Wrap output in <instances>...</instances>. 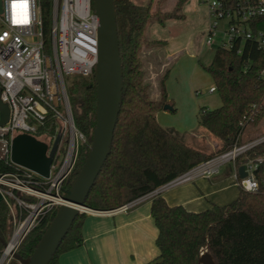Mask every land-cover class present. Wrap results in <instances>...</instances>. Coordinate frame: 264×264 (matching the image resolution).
<instances>
[{"label": "trees", "instance_id": "obj_1", "mask_svg": "<svg viewBox=\"0 0 264 264\" xmlns=\"http://www.w3.org/2000/svg\"><path fill=\"white\" fill-rule=\"evenodd\" d=\"M50 1L41 0L46 36ZM186 1L177 0L172 11L157 15L158 8L153 10V0L146 3L114 0L123 65V97L110 154L85 200L91 209H117L226 151L241 132L240 120L253 105H257L260 113L248 127L261 126L264 131V80L258 77L263 63L259 59L261 52L255 46H248L243 54L219 47L212 62L203 65L214 80L221 105L214 109L202 108L198 123L221 142L216 151L206 153L158 122L157 112L166 104L174 106L167 91L169 72L166 71L159 81L160 97L151 98L140 53L143 46L166 44L165 40L148 36L147 28L152 18L157 17L161 25L169 19L183 20ZM68 94L76 126L87 141L81 146L76 167L64 184V193L77 177L92 143L97 111L95 73L75 80ZM56 132L57 122L49 116L37 137L52 142ZM257 157H264V142L238 157L236 165L239 167ZM15 168L9 161L0 159V174ZM257 177L258 191L241 189L228 204L213 205L199 212L183 205H170L161 195L154 197L151 214L158 228L156 244L159 249L154 264H198L205 250L213 255L217 264H264V161L259 163ZM57 208L45 215L26 236L18 250L20 256H31ZM86 217L85 212L77 215L49 264H60V254L81 246ZM11 231L6 208L0 204V237L6 241ZM3 246L0 241V253ZM10 264L21 263L14 260Z\"/></svg>", "mask_w": 264, "mask_h": 264}, {"label": "built area", "instance_id": "obj_2", "mask_svg": "<svg viewBox=\"0 0 264 264\" xmlns=\"http://www.w3.org/2000/svg\"><path fill=\"white\" fill-rule=\"evenodd\" d=\"M208 12L215 22L208 28L206 44H214L217 20L226 19V39L219 47L243 54L248 46H255L261 52L259 59L263 63L258 77L264 80V0H212ZM98 52V16L94 0H51L47 36L41 0H0V101L9 108L5 124H1L0 112V153L3 160L16 166L14 170L0 174V204L5 206L12 225L0 253V264L16 260L14 255L30 231L64 201V184L76 167L81 146L87 141L73 117L66 76L94 74ZM209 91L216 92L215 85ZM259 113L260 109L253 105L243 115L239 122L241 132L226 151L112 211H127L168 189L201 178H212L227 163H232L233 178L242 190L258 191L257 170L264 157L244 163L247 176L243 178L236 161L264 142V134L242 142L248 125L256 121ZM49 116L57 122L52 142L44 141L49 149L59 132L62 136L50 177L45 178L11 162L10 153L14 137L19 134L37 137Z\"/></svg>", "mask_w": 264, "mask_h": 264}, {"label": "water", "instance_id": "obj_3", "mask_svg": "<svg viewBox=\"0 0 264 264\" xmlns=\"http://www.w3.org/2000/svg\"><path fill=\"white\" fill-rule=\"evenodd\" d=\"M94 9L98 16L99 52L95 67L97 111L92 143L82 167L77 171V177L62 196L64 203L57 208L31 256L23 258L15 253V259L21 264H49L77 215L96 211L86 206L85 200L111 151L123 97V65L114 0H94ZM164 109L172 110L173 107L166 104ZM0 112L1 124H5L9 108L1 101ZM61 136L59 132L49 149V145L37 137L19 134L12 141L10 160L48 178ZM3 157L0 153V158ZM238 172L240 177H246V165L239 166ZM0 241L6 244L1 237ZM198 264L217 263L213 255L205 250Z\"/></svg>", "mask_w": 264, "mask_h": 264}, {"label": "rangeland", "instance_id": "obj_4", "mask_svg": "<svg viewBox=\"0 0 264 264\" xmlns=\"http://www.w3.org/2000/svg\"><path fill=\"white\" fill-rule=\"evenodd\" d=\"M134 1L136 3L148 2V0ZM211 1L187 0L182 9L186 16L185 19H169L165 26H161L157 22V17H153L147 28V33L152 38L169 41L166 48L162 46L163 53L168 54L174 51L171 56L166 57L171 70L166 84L168 95L171 97L169 100L173 101L175 110L163 108L157 112V120L161 126L168 130L171 129L172 132H178L180 137L184 139L198 128V116L202 108L214 109L221 105L219 93H210L209 91L215 83L212 76L203 68V65H209L212 62L220 42L226 39L224 31L227 29V20L220 19L217 20L218 27L216 28L214 44L212 46L206 44L208 28L215 22V19L208 12V4ZM176 2L177 0H153V10L158 8L157 15L168 13L175 8ZM173 37H177V43L170 46V40ZM158 47L160 46H143L140 53L142 68L146 70L145 81L149 84V93L153 99L157 96L155 95L157 91L159 92V85L157 88L152 86V75H150L149 69L154 72L157 62L159 63L158 55L154 54V50ZM146 67L148 68L146 69ZM196 67H198V72L194 74ZM165 71L166 67L164 66V73ZM80 77L66 76L68 89ZM196 133L193 143L204 152L212 153L221 147V142L202 126L196 130ZM263 134L264 131L261 126H250L246 129L242 142L258 138ZM189 138L191 140L190 136ZM63 156L64 154L61 155V158ZM222 169V173L229 171L232 175L230 180L227 179L230 185L229 191L239 193L241 187L233 178L232 163L223 165Z\"/></svg>", "mask_w": 264, "mask_h": 264}, {"label": "crops", "instance_id": "obj_5", "mask_svg": "<svg viewBox=\"0 0 264 264\" xmlns=\"http://www.w3.org/2000/svg\"><path fill=\"white\" fill-rule=\"evenodd\" d=\"M161 26H165V24ZM148 36L151 39L165 40L152 38L149 34ZM165 41L166 44L163 46L166 48L169 41ZM176 43L177 37L171 38L170 46L171 44L176 45ZM173 52H167L168 54L166 52L163 53L162 46L154 50V54L158 55L159 60L154 72H151L149 69L154 88H157L159 85V81L164 73V66L170 75L171 70L169 69L166 57L171 56ZM144 71L146 72V70ZM197 72L198 67L195 68L194 74ZM155 95H157V98L155 97L154 99H158L160 96L158 91ZM169 98L171 99V97ZM199 128L198 123L197 129ZM196 130L185 139H182L186 143L200 148L193 143L194 136L197 134ZM174 132L180 136L178 132ZM232 170L234 172L233 165ZM222 171L223 169L212 178H201L194 182L168 189L160 195L170 205H183L188 210L196 212L210 208L213 205L228 204L239 193L236 194V192L232 193L229 191L230 185L227 179L230 180V176L232 177V175L229 171L225 173H222ZM151 202L152 199L143 201L127 211L96 210L86 212L87 217L82 228L83 243L78 248L60 254L59 263L154 264V259L159 255V249L156 244L158 228L151 214Z\"/></svg>", "mask_w": 264, "mask_h": 264}, {"label": "bare ground", "instance_id": "obj_6", "mask_svg": "<svg viewBox=\"0 0 264 264\" xmlns=\"http://www.w3.org/2000/svg\"><path fill=\"white\" fill-rule=\"evenodd\" d=\"M59 202H61V201H59ZM63 203H64V201H62ZM87 211H89V210H87Z\"/></svg>", "mask_w": 264, "mask_h": 264}]
</instances>
